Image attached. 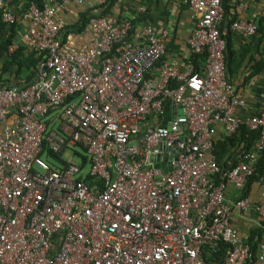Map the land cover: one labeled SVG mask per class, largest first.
I'll list each match as a JSON object with an SVG mask.
<instances>
[{
	"label": "built area",
	"instance_id": "built-area-1",
	"mask_svg": "<svg viewBox=\"0 0 264 264\" xmlns=\"http://www.w3.org/2000/svg\"><path fill=\"white\" fill-rule=\"evenodd\" d=\"M180 1L194 19L189 49L206 56L200 73L162 60L169 33L136 25L145 8L93 18L92 39L70 50L63 12L84 0L28 6L34 79L0 89V264H264V200L226 199L228 185L243 190L255 175L264 191V98L243 123L237 110L246 101L226 75L223 0ZM17 19L0 0L1 22ZM230 29L257 33L244 19ZM244 124L258 137L222 169L213 154L218 134L233 136ZM234 212L262 230L255 254L232 226Z\"/></svg>",
	"mask_w": 264,
	"mask_h": 264
},
{
	"label": "crops",
	"instance_id": "crops-1",
	"mask_svg": "<svg viewBox=\"0 0 264 264\" xmlns=\"http://www.w3.org/2000/svg\"><path fill=\"white\" fill-rule=\"evenodd\" d=\"M39 0H3V2L17 16V23L14 26H8L0 20V89L19 86L23 87L30 84L34 79L35 67L38 55L32 48V42L27 34V23L22 19V15L28 9L31 3ZM97 0H84L83 3H69L63 16L66 20V27L61 32V39L70 50H79L84 48L93 37V31L90 24H86L80 29L81 16L91 9ZM241 0H229V13L225 14L224 24H231L237 19H244L256 23L257 29L261 22L260 31H257L253 37L245 36L233 32L230 28V53L233 63L231 68L226 71L228 81L234 86L237 93L246 101V106L238 108L237 115L245 123L251 117L258 114L259 102L264 98V74L263 70L257 72L258 65L264 60V2L261 0H252L246 4L243 11L235 9V5ZM139 8H145L144 13H139ZM98 12V10H96ZM101 11V10H100ZM138 14L137 26L142 24H152L160 30H167L169 38L166 43V53L164 60L175 64L184 70L191 67L185 64L193 54L188 46V39L192 34L194 19L188 8L180 0H118L111 8L110 15L107 18L123 19ZM79 25V27H78ZM11 44L17 45V50L9 55L7 53ZM193 68V67H192ZM13 115H9V122L14 120ZM221 130L218 139L221 136ZM242 144V143H240ZM240 144L235 148L236 153L231 158H224L228 169L232 159L238 161ZM233 153V152H232ZM246 188V187H245ZM243 190H237L228 185L226 190V199L229 202H236L241 198L244 191L252 203L258 204L264 200V191L257 181L252 182L250 186ZM249 217L255 216L254 211L248 212ZM232 226L237 230L242 238H249L251 230L240 213L234 212Z\"/></svg>",
	"mask_w": 264,
	"mask_h": 264
},
{
	"label": "trees",
	"instance_id": "trees-1",
	"mask_svg": "<svg viewBox=\"0 0 264 264\" xmlns=\"http://www.w3.org/2000/svg\"><path fill=\"white\" fill-rule=\"evenodd\" d=\"M38 2L39 1H37V3ZM117 2L118 0H106V3H104L101 7H98L96 9L95 8L91 9L90 11H86L81 16L80 29L86 24H90V21L93 18L106 17L107 15H110L111 8ZM228 4H229V0H223V8H224V12L226 15L229 13V9H230ZM96 10H98V12ZM259 24L260 25L257 31H260L261 22ZM230 25H231V22L228 21L227 26L223 24L222 27L220 28L221 35L226 41V51H225L226 71L231 68V64L233 63L232 58H231L232 53H230V50H231L230 49V39H229L230 38L229 37L230 36V30H229ZM205 58L206 56L191 54L189 59L185 61V64H190L193 67L194 72L200 73L204 67ZM162 60H164V58H162ZM263 68H264V60L258 65V68L256 70L257 72H259L260 70H263ZM258 134L259 133L257 131H250L247 128V126L244 124L240 127V130L238 131V133L234 134L233 136L223 137L215 141L213 145V154L217 162L219 163V165L225 168L227 167L226 161H223L224 158L226 159L231 158V156L236 153L235 148L240 143H244L246 145V149L250 150L252 145L255 143L258 137ZM53 157L57 158V155L54 154ZM231 165L236 166L237 161L235 159H232ZM257 173L258 174L264 173V151L262 153L260 160L258 161ZM257 180H258V176L256 175L249 178L246 184V188L247 186L249 187L252 182H255ZM246 196H247V192L244 191L241 195V198H245ZM261 235H262V230L260 228L255 227L253 230H251L249 238H247V244L249 245L252 254H255L257 251V247L260 242Z\"/></svg>",
	"mask_w": 264,
	"mask_h": 264
},
{
	"label": "rangeland",
	"instance_id": "rangeland-1",
	"mask_svg": "<svg viewBox=\"0 0 264 264\" xmlns=\"http://www.w3.org/2000/svg\"><path fill=\"white\" fill-rule=\"evenodd\" d=\"M47 119H48V121H49L50 128L53 129V130H57L58 124L54 121L53 117H49V118H47ZM82 153H83L82 150L79 149V148H77V149L75 150V154L78 155V156H81ZM72 154H73V153H72ZM72 154H70V155H72ZM81 157H82V156H81ZM51 159H52V158H51ZM49 163H50V164H53L51 161H49Z\"/></svg>",
	"mask_w": 264,
	"mask_h": 264
}]
</instances>
